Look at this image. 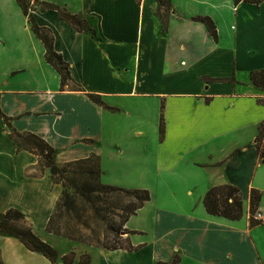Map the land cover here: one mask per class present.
<instances>
[{"label":"crops","instance_id":"0c3cea01","mask_svg":"<svg viewBox=\"0 0 264 264\" xmlns=\"http://www.w3.org/2000/svg\"><path fill=\"white\" fill-rule=\"evenodd\" d=\"M38 1L81 16L91 29L79 33L54 11L32 13L38 26L52 32L55 52L83 92H60V77L45 61V49L20 7L15 0H0V109L11 127L43 139L59 167L98 156L101 178L140 156H150L159 171L185 166L203 174L207 184L193 183V190L203 188L179 218L172 253L154 261L150 256L149 264L169 263L176 255L179 264H264V224L251 226L249 219L252 190L260 193L258 209H264V160L255 148L264 122L259 104L264 89L250 80L251 72L264 70V1L258 7H234L232 0H162L166 5L158 14L156 0ZM164 15L166 30L160 21ZM196 18L213 22L217 42ZM214 79L229 82L208 81ZM88 94L100 96L112 110L95 105ZM37 163L34 155L17 150L0 118V213L20 212L49 244L54 235L46 226L62 188L48 169L34 177ZM223 185L240 193L239 221L205 211L204 195ZM133 217L125 228L136 233L129 237L139 250L100 249L99 255L130 258L147 247L139 242L146 233L131 229ZM0 241L31 253L13 237L0 234ZM81 247H70L60 257L74 252L77 264L88 255ZM0 257L7 264L2 248Z\"/></svg>","mask_w":264,"mask_h":264},{"label":"trees","instance_id":"16d2710c","mask_svg":"<svg viewBox=\"0 0 264 264\" xmlns=\"http://www.w3.org/2000/svg\"><path fill=\"white\" fill-rule=\"evenodd\" d=\"M140 1L137 0V3H140ZM156 1L158 14L160 7L165 6L166 3L162 0ZM263 1L232 0L234 7H237L240 3L258 7ZM15 2L27 18L32 32L42 43L45 49V61L59 75L60 92H83L81 85L71 78L68 64L63 60L61 55L55 52L52 32L49 29L38 26L32 13L37 9L41 12L54 11L63 22L79 33L91 32L86 20L81 16L72 15L65 8L54 4L38 0H15ZM160 21L163 29L166 30L167 16H160ZM195 21L203 23L213 40L215 42L218 41L216 28L210 19L196 18ZM250 80L256 87L264 89V70L251 72ZM208 81L229 82L228 80L215 79ZM87 97L95 105L108 111L112 110L105 106L100 96L88 94ZM259 104L264 105V100L259 101ZM163 112L164 107L162 105L159 124L160 141L164 139L165 135ZM0 118L8 128L9 137L17 147V150L26 151L37 158L38 163L34 168L35 172L33 176H43L48 169L52 182L60 185L62 188L60 197L46 226L48 234L108 252L126 251L131 253L139 250L140 247L133 246L129 237L136 233L128 232L125 226L130 218L135 216L150 201V194L147 190H131L101 184L100 159L95 155L59 167L54 160L55 151L43 139L34 134L16 132L11 127L10 119L1 112V109ZM255 148L264 160V122L258 127ZM123 198L126 202L122 206ZM260 199V193L252 190L249 196V219L251 226H257L251 220V216L258 209ZM202 203L208 215L221 217L229 221H239L243 214L242 201L238 189L228 185L209 189L204 195ZM105 211H108V213L106 214ZM105 214L110 215L111 222L100 232L97 228L100 226V222L104 221ZM71 221L75 222L73 226L71 225ZM17 223H21L22 227H17ZM92 223H94V229L91 228ZM80 228L88 229L91 235L90 238L81 236L79 233ZM73 229L78 231L77 234L71 233ZM0 234L18 240L26 250L41 255L50 264L75 263L74 252L60 257L56 248L44 242L33 233L32 229L26 225L24 216L16 210L0 213ZM179 262L180 258L176 255L169 263L157 262L156 264H179ZM0 264H2L1 261ZM77 264H91L90 256L87 254L81 255Z\"/></svg>","mask_w":264,"mask_h":264},{"label":"rangeland","instance_id":"374dc122","mask_svg":"<svg viewBox=\"0 0 264 264\" xmlns=\"http://www.w3.org/2000/svg\"><path fill=\"white\" fill-rule=\"evenodd\" d=\"M130 160L128 166L120 170L115 169L116 172L109 174L108 177L102 176L100 182L103 185L120 183L129 189H143L149 192L151 201L137 216L132 218L130 225L131 229L142 230L146 233V236L141 237L139 242L145 243L147 247L135 257L119 258V256L105 257L102 254L99 255L100 249H90L84 244L79 245L80 243L70 242L62 237L53 236L52 239L48 240L49 245L56 247L59 253L70 247L82 246V250L88 252L91 264H149L150 256L154 261L158 256L172 253L176 245V225L179 218L186 214L188 207L197 200L203 188L193 190L192 185L198 181L207 184L206 177L185 166L179 167L173 172L156 170L150 156H140L136 161L134 158ZM125 202L126 200L123 198L122 206ZM105 208L107 209V207ZM105 213L107 214L108 211ZM106 214L104 221L100 222V226L98 228L95 226L100 232L111 222L110 215ZM71 223L73 226L75 222L71 221ZM93 225L94 223L91 224V228L94 229ZM17 227H22L21 223H17ZM77 232L76 229L71 231L72 234H77ZM79 233L86 238L91 236L89 230L85 228H80ZM0 244H5L4 246L1 245L0 248L4 252V260L7 264H49L41 255L28 253L1 241Z\"/></svg>","mask_w":264,"mask_h":264},{"label":"built area","instance_id":"2783aa9c","mask_svg":"<svg viewBox=\"0 0 264 264\" xmlns=\"http://www.w3.org/2000/svg\"><path fill=\"white\" fill-rule=\"evenodd\" d=\"M251 220L257 225L264 224V209L256 210L251 216Z\"/></svg>","mask_w":264,"mask_h":264}]
</instances>
